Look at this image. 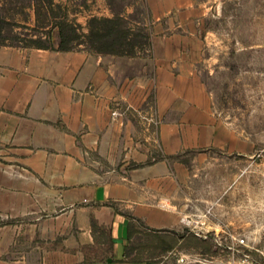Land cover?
<instances>
[{"label":"crops","instance_id":"0c3cea01","mask_svg":"<svg viewBox=\"0 0 264 264\" xmlns=\"http://www.w3.org/2000/svg\"><path fill=\"white\" fill-rule=\"evenodd\" d=\"M203 2L147 0L158 115L171 114L158 133L168 157L221 141L204 85L178 57L194 41L181 28ZM119 58L0 45V264H148L128 257L134 225L162 232L175 223L163 203L182 165L124 167L150 148L116 108L129 90Z\"/></svg>","mask_w":264,"mask_h":264},{"label":"rangeland","instance_id":"374dc122","mask_svg":"<svg viewBox=\"0 0 264 264\" xmlns=\"http://www.w3.org/2000/svg\"><path fill=\"white\" fill-rule=\"evenodd\" d=\"M44 1L48 9L42 8ZM203 1V9L181 28L197 44L183 43L178 57L192 65L204 85L210 124L220 126L221 141L184 147L167 158L182 165L163 203L175 223L158 232L137 221L127 250L130 259L148 264H230L244 255L264 259V0ZM0 5L5 15L21 22L9 42L42 38L58 47L61 22L87 34L93 17L121 16L140 33L136 56L115 54L129 88L116 108L133 121L137 141L146 143L150 153L130 158L124 167L134 169L165 156L158 133L171 114L158 115L162 80L147 0H0ZM64 34L70 39L75 32L66 26ZM83 38L82 44L69 46L94 51ZM238 237H245L247 245H237Z\"/></svg>","mask_w":264,"mask_h":264},{"label":"trees","instance_id":"16d2710c","mask_svg":"<svg viewBox=\"0 0 264 264\" xmlns=\"http://www.w3.org/2000/svg\"><path fill=\"white\" fill-rule=\"evenodd\" d=\"M45 5L42 6L43 9H48V4L44 1ZM31 7V5H30ZM15 8H12V10ZM52 11V10H48ZM36 15H38L37 10L35 9ZM52 15V13H51ZM58 14H54L53 17H58ZM14 17V14H13ZM21 25V22L16 20V18L7 16L4 14V6L0 5V45L1 46H15V47H31V48H44V49H57V50H72L69 46L71 42H77L82 44V37L84 42H86L91 49L98 53H111V54H121L128 56H136V48L141 43L140 33H136L132 27H129L125 24L121 16L114 17H93L90 21V31L87 34H78L75 30L74 24L67 22H61V40L59 46H50L42 38L33 39L29 38L24 40L25 42L16 43L9 42L11 37L9 34L13 32L15 27ZM70 26L72 31L75 32L74 36L70 39L65 37V28ZM31 30L36 28H31L26 26ZM15 38H13L14 40ZM17 39V38H16ZM168 156L161 157L160 159H167ZM144 165V164H143ZM142 165H138L140 167Z\"/></svg>","mask_w":264,"mask_h":264},{"label":"built area","instance_id":"2783aa9c","mask_svg":"<svg viewBox=\"0 0 264 264\" xmlns=\"http://www.w3.org/2000/svg\"><path fill=\"white\" fill-rule=\"evenodd\" d=\"M116 113L117 112H114V114ZM236 244L237 245H247L246 238L245 237L236 238ZM230 264H264V259L259 261L250 255H244L241 258L234 259L233 261L230 262Z\"/></svg>","mask_w":264,"mask_h":264}]
</instances>
